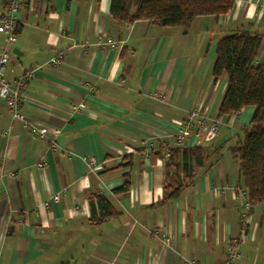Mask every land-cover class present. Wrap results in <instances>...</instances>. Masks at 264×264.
I'll list each match as a JSON object with an SVG mask.
<instances>
[{
	"label": "crops",
	"instance_id": "0c3cea01",
	"mask_svg": "<svg viewBox=\"0 0 264 264\" xmlns=\"http://www.w3.org/2000/svg\"><path fill=\"white\" fill-rule=\"evenodd\" d=\"M110 1L33 0L30 6L21 0L3 73L13 81L39 68L27 80L20 109L56 145L50 149L47 139L12 120L0 97V264H99L110 257L115 264H224L235 242L241 252L235 264H264V204L251 206L244 233L236 192L243 187L230 151L254 107L217 117L226 80L211 76L219 38L247 28L264 34V0H234L228 13L198 16L187 28L119 23ZM4 8L0 0V16ZM195 25L204 35L198 42L185 38ZM99 36L119 46H101ZM4 41L0 33V52ZM257 60L264 61V38ZM86 82L94 86L91 94ZM81 102L86 108L74 109ZM197 107L208 122L217 120L218 132L198 142L205 159L190 185L161 202L164 162L145 153L174 146L177 122ZM125 155L131 164L116 169ZM88 157L97 170L89 169ZM124 174L128 191L113 193ZM92 193L112 205L114 214L101 223L92 220L99 215ZM160 234L171 238L170 246H162Z\"/></svg>",
	"mask_w": 264,
	"mask_h": 264
},
{
	"label": "trees",
	"instance_id": "16d2710c",
	"mask_svg": "<svg viewBox=\"0 0 264 264\" xmlns=\"http://www.w3.org/2000/svg\"><path fill=\"white\" fill-rule=\"evenodd\" d=\"M234 0H111L109 13L119 23L149 21L160 27L187 28L198 16L215 17L228 13ZM264 34L251 28L234 30L219 38L215 44L211 66L213 81L221 77L226 88L218 105L217 117L238 112L242 107H254L251 118L242 128V137L230 148L238 163L239 178L251 205L264 204V61L257 60V52ZM164 144L151 148L149 156L162 158ZM144 149V148H143ZM164 159V196L161 202L177 199L190 185L194 170L201 167L205 149L193 146H168ZM131 155H125L116 169L128 167ZM121 186L113 193L128 191L127 174ZM96 202L99 215L93 221L101 223L114 212L103 194L89 195L90 204Z\"/></svg>",
	"mask_w": 264,
	"mask_h": 264
},
{
	"label": "built area",
	"instance_id": "2783aa9c",
	"mask_svg": "<svg viewBox=\"0 0 264 264\" xmlns=\"http://www.w3.org/2000/svg\"><path fill=\"white\" fill-rule=\"evenodd\" d=\"M33 0H28L29 5H32ZM21 7V0H5V8L2 11L0 16V33L4 35L5 45L3 46L0 52V97L3 99L5 105L9 108L11 113L12 120L21 121L30 131V133L37 135L39 138L47 139L49 141V148L55 147V141L53 139V134L45 127L40 126L30 120L20 109V102L22 99V93L25 89L27 80L34 76L38 67L28 69L18 75L13 81H9L4 77L3 66L9 59V48L8 45L15 41L16 37V23L18 20V15ZM98 42L101 46H109L111 48L118 47V42L110 38L105 40L102 37H98ZM61 62V55H57L50 59V63L54 66L59 65ZM85 87L87 93L91 94L94 90V86L86 82ZM151 97L163 102L168 103V98L165 94L154 93ZM86 105L84 102L77 104L74 109H84ZM196 116L195 119H193ZM218 131L217 120L213 119L209 122L207 117L200 114L199 108L192 109L190 116L185 120L177 122L176 128L173 131V141L174 146H193L198 144L200 140L205 137L214 136ZM168 145L162 150V161L169 156L167 150ZM128 152H131L130 149H127ZM149 154L145 153V156L148 157ZM85 162L91 171L97 170L99 165L96 163L93 157L85 158ZM164 162V161H163ZM237 195L241 200L242 210L239 214V221L243 232L247 228L249 223V215L251 211V203L248 200L247 192L244 188L237 189ZM53 200H57V194L52 196ZM160 242L162 246H170L172 243L171 238L166 234L159 235ZM241 257V252L238 248V242H235L234 245H231L228 249L226 259L224 264H235L236 261ZM99 264H115L114 258H101ZM183 264H201L195 259H184Z\"/></svg>",
	"mask_w": 264,
	"mask_h": 264
},
{
	"label": "rangeland",
	"instance_id": "374dc122",
	"mask_svg": "<svg viewBox=\"0 0 264 264\" xmlns=\"http://www.w3.org/2000/svg\"><path fill=\"white\" fill-rule=\"evenodd\" d=\"M197 26L195 25V27L193 29H191L188 33V35L185 37L186 39L188 40H196L197 42L199 41V39H203L204 38V35L201 33V31L196 28ZM183 47H186V46H183ZM189 48H191L189 46ZM184 49V48H183ZM184 51H186V49H184ZM196 117H194L193 119H195ZM185 120V119H184ZM219 128V126H218ZM218 132V131H217ZM242 134L243 133H240V137H242ZM173 136V135H172Z\"/></svg>",
	"mask_w": 264,
	"mask_h": 264
},
{
	"label": "water",
	"instance_id": "95a60500",
	"mask_svg": "<svg viewBox=\"0 0 264 264\" xmlns=\"http://www.w3.org/2000/svg\"><path fill=\"white\" fill-rule=\"evenodd\" d=\"M12 52H13V53H16V50H15V49H13V50H12Z\"/></svg>",
	"mask_w": 264,
	"mask_h": 264
}]
</instances>
